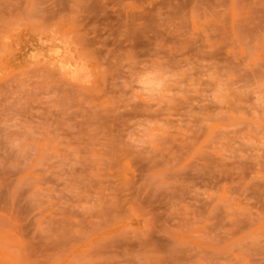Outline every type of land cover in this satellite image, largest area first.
Listing matches in <instances>:
<instances>
[{
  "label": "rangeland",
  "instance_id": "obj_1",
  "mask_svg": "<svg viewBox=\"0 0 264 264\" xmlns=\"http://www.w3.org/2000/svg\"><path fill=\"white\" fill-rule=\"evenodd\" d=\"M0 264H264V0H0Z\"/></svg>",
  "mask_w": 264,
  "mask_h": 264
}]
</instances>
